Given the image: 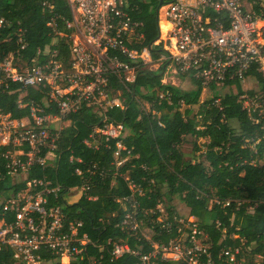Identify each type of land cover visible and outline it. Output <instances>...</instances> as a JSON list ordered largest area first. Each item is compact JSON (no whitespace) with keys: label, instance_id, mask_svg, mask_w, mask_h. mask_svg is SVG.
Listing matches in <instances>:
<instances>
[{"label":"built area","instance_id":"obj_1","mask_svg":"<svg viewBox=\"0 0 264 264\" xmlns=\"http://www.w3.org/2000/svg\"><path fill=\"white\" fill-rule=\"evenodd\" d=\"M67 3L71 13L69 19H60L57 15L49 18L47 24L53 38L36 53L44 56L43 62L36 56L27 63L13 53L0 59V91L8 89L10 83H17L20 87L16 91L33 87L42 93L40 102L33 99L23 102L20 95L18 106H28V116L15 119L9 114H0V146L8 147L2 152L3 168L18 184L5 191L4 199L0 200L3 213L13 215L8 221L0 218V250L10 248L15 264H45L52 260L61 263L64 258L69 263L88 241L85 234H79L80 220L66 223L58 200L74 203L83 194L94 199L88 194L91 182L87 179L61 192V185L28 178L27 172L35 165L53 164L60 131L69 124L67 116L82 106L90 107L101 116L92 127L91 139H116L125 134L123 124L109 121L106 115L114 106L123 107L121 92L112 88V81L117 80L127 87L142 66L161 70L163 78L172 79V82L175 78L184 85L193 86L196 82L201 85L202 92L207 93L210 88V97L222 88L223 92L217 95L235 93L239 85L243 91L238 97L242 109L255 121L258 120L254 116L264 115V89L256 78L259 73L264 81V13L257 12L252 1L163 0L157 8V40L141 49L135 45L143 39V23L134 18L137 4L132 0H67ZM42 5L51 12L50 0H43ZM7 24L0 17V27ZM23 33L21 27L17 28L20 49L26 45ZM59 39L67 43L65 61L58 48L53 47ZM159 44L161 51L153 57L151 50ZM52 105L56 112H45V108ZM84 142L92 143L90 140ZM116 144L118 150L122 148L119 141ZM118 150L113 154L115 167L123 162ZM94 167L95 164L91 165L89 172ZM74 173L80 175L81 170L77 168ZM125 178L129 193L121 200L128 203L129 208L119 226L149 242L152 250L138 253L119 241L113 246L114 257L123 253L138 254L137 264H154L156 259L184 264L212 263L210 244L195 218L190 219L192 216L186 219L173 216L167 221L152 218V226L160 223V228L168 232L175 226L178 233L167 243L152 241L150 234L142 231L148 228L138 216L140 208L136 196L144 195V188ZM76 194L78 197L70 202ZM46 252L53 257L45 258ZM238 253L240 248L222 249L219 255L225 258L226 264H246L244 256L236 258ZM252 256L251 264H264V254ZM255 257L260 261L255 263Z\"/></svg>","mask_w":264,"mask_h":264},{"label":"trees","instance_id":"obj_2","mask_svg":"<svg viewBox=\"0 0 264 264\" xmlns=\"http://www.w3.org/2000/svg\"><path fill=\"white\" fill-rule=\"evenodd\" d=\"M42 1L0 0V17L8 23L0 27V59L13 53L30 63L37 56V49L43 50L53 38L47 24L49 18L52 15L70 18L67 0H50L51 12L43 7ZM158 1L132 0L137 4L134 18L143 23L144 36L135 45L137 49L157 40ZM249 1L257 12L264 13V0ZM19 27L24 30L26 45L23 49L17 43ZM161 27L163 34L164 24ZM53 47L58 48L64 61L67 60L68 47L64 39H59ZM160 51L161 45H156L151 50L152 56L156 57ZM37 57L43 62L42 54ZM162 78L161 70L140 66L135 80L127 87L117 80L112 81V88L121 92L123 107L114 106L106 115L109 121L123 124L125 134L116 139H91L92 127L101 116L90 107L82 106L67 116L69 124L60 131L53 164L35 165L27 172L28 178L61 185V192L87 179L91 182L88 194L94 199L83 194L74 203L58 200L66 223L80 220L79 234H85L88 240L69 264H137L138 254L112 255L113 246L119 241L138 253L152 250L149 242L119 226L129 208L128 203L121 200L129 193L125 177L144 188V195L136 196L140 208L138 216L150 230L152 241L167 243L177 236L175 226L168 232L160 228V223L152 226L151 220L160 216L156 205L162 202L168 212L165 221L178 216L171 205L172 199L178 197L207 237L211 264H226L225 258L219 255L222 249L240 248L236 258H248L246 264L252 263L253 254H264V115L254 116L258 120L255 121L242 109L238 97L243 91L239 85L235 93L214 94L200 100V84L195 82L193 88L185 90L163 83ZM256 78L264 89L259 73ZM19 87L17 83H10L8 89L0 91V114H9L15 119L28 116V106H18L20 95L23 102L30 99L40 102L39 89L26 87L16 91ZM216 98H219L217 103ZM45 112L55 113L56 108L46 107ZM187 136L206 141L203 144L194 141L192 154L188 155L180 148ZM85 140L92 143L87 145ZM118 141L122 146L119 150ZM7 148L0 146V200L4 199L5 191L18 186L3 168L2 152ZM117 150L123 162L115 167L113 154ZM196 152L199 153L195 155ZM93 164L95 167L89 172ZM77 168L81 170L80 175L74 173ZM141 209L148 212L144 214ZM3 212L0 203V218L12 219L11 213ZM44 257L50 259L53 255L46 252ZM0 264H15L10 248L0 250ZM51 264L61 263L52 260ZM154 264L184 263L156 259Z\"/></svg>","mask_w":264,"mask_h":264},{"label":"rangeland","instance_id":"obj_3","mask_svg":"<svg viewBox=\"0 0 264 264\" xmlns=\"http://www.w3.org/2000/svg\"><path fill=\"white\" fill-rule=\"evenodd\" d=\"M262 1H263V0H262ZM166 83L172 84V83H173V82H172V79H171V81H170L169 78H166ZM177 84H178V82H176V84H173V85H177ZM181 84H182V83H179L178 85H179L182 89L187 90V89L192 88V86H190V85H184V84L181 85ZM221 88H222V87H221ZM223 90H224L223 88H222V91L219 90V89H217V90H215L213 93H214V94H219V93H222ZM118 93H120V92H118ZM118 93H115V95L118 94ZM210 94H211V89L209 88V90L207 91V93H206V92H202V93H201L200 100H205V99L210 98V96H211ZM145 106H146V108H148V105H147V104H145ZM194 141H196L197 143L203 144V143H205L206 139H204V138L194 139L193 137L187 136V137L185 138L184 142L181 144L180 148H181L184 152L188 153V155H191V154H192L191 151H192V149H193V142H194ZM198 153H199V152H196L195 155H197ZM77 197H78V194H76L75 196H73L72 199H69V201H70V202H71V200L74 201ZM171 205H173V207H174V209H175V213H176V215H178L180 218H182V219H186V218L189 217V215H188V209L186 208V206L184 205V203H183L182 201H180V199H179L178 197H174V198L172 199V201H171ZM158 208H159V211H160L159 219H161V220H165V218L168 216V212H167V210H166L165 203H164V202L159 203ZM192 218H193V217H191L190 219H192ZM142 231H143L145 234H147V235L150 234V231H149L148 229H143ZM66 260H67V259L64 258V260H63V262H61V264H69V263L66 262ZM247 260H248V258H247ZM254 261H255V263H256L257 261L259 262L260 260H259L257 257H255ZM45 264H51V262H47V263H45Z\"/></svg>","mask_w":264,"mask_h":264},{"label":"crops","instance_id":"obj_4","mask_svg":"<svg viewBox=\"0 0 264 264\" xmlns=\"http://www.w3.org/2000/svg\"><path fill=\"white\" fill-rule=\"evenodd\" d=\"M163 80H164V82H166V77H164ZM173 82H174L173 84H176V82H178V84L180 83L179 80H178L177 78H175V79L173 80ZM178 84H177L176 86H179ZM181 85H182V84H181ZM190 86H191V85H190ZM179 87H180V86H179ZM192 88H193V86H192ZM190 89H191V88H190Z\"/></svg>","mask_w":264,"mask_h":264},{"label":"water","instance_id":"obj_5","mask_svg":"<svg viewBox=\"0 0 264 264\" xmlns=\"http://www.w3.org/2000/svg\"><path fill=\"white\" fill-rule=\"evenodd\" d=\"M162 2H163V0H159V1H158V7L162 4ZM158 7H157V8H158ZM156 12H157V10H156Z\"/></svg>","mask_w":264,"mask_h":264},{"label":"bare ground","instance_id":"obj_6","mask_svg":"<svg viewBox=\"0 0 264 264\" xmlns=\"http://www.w3.org/2000/svg\"><path fill=\"white\" fill-rule=\"evenodd\" d=\"M162 81L164 82V80L162 79Z\"/></svg>","mask_w":264,"mask_h":264}]
</instances>
